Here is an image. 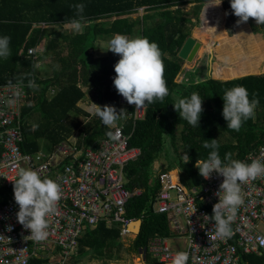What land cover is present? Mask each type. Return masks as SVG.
<instances>
[{"label": "trees", "instance_id": "trees-1", "mask_svg": "<svg viewBox=\"0 0 264 264\" xmlns=\"http://www.w3.org/2000/svg\"><path fill=\"white\" fill-rule=\"evenodd\" d=\"M211 1L214 0H0V36L11 37L10 57L6 60L0 58V85L9 82L28 85L29 80L38 85L37 89L27 87L28 97L23 106L24 152L48 150L80 130L84 113L78 102L89 92H95L94 99L99 105L116 107L118 93L113 85L116 75L114 65L120 57L112 52L105 57H94L93 53L99 49L98 42L112 38L115 34L129 38L147 37L150 42L157 43L164 54L165 79L170 95L162 103L157 101L148 105L144 118L135 124L129 144L138 147L141 154L125 169L126 188L131 192L140 190L139 195L129 200L126 215L130 219L141 220L140 231L124 248L123 242L119 240L118 227L109 229L101 223L79 239L78 252L71 259L72 264H79L84 258L110 264L117 262L114 260L122 261V251L128 255H138L143 250L146 251L145 264H161L148 253L152 239L172 236L167 215L157 213L152 208L161 190L158 174L177 169L183 185L198 187L203 178L195 167L196 161L206 160L211 152V149L203 147L204 140L218 139V152L222 161L226 153H231L232 159L244 161L250 152L263 144L264 74L249 75L256 73L258 64L242 66L240 71L223 69L221 78L227 80H217L209 74L206 77L197 76L204 80L199 85L194 83L196 78L185 80L184 83L176 81L184 65V60L178 56L179 51L185 41L191 38L188 25L193 24L189 15L193 14L200 23L202 9ZM77 3L85 5L84 16L92 21L91 27L85 28L83 33L70 36L55 32V27H63L76 18L71 5ZM190 4L194 6L189 13L184 8ZM139 9H143L144 14L133 19L132 15L138 13ZM222 9L229 36L239 25L236 37L244 39L251 35L248 26L237 24L239 18L233 15L230 0H222ZM221 17L220 12L215 15L214 35L221 26ZM246 23L250 24L255 35L264 36V24H256L251 18ZM226 36L223 29L215 36L212 49L218 58H222L219 53ZM201 40L208 45L205 38ZM43 41L45 44L41 51L44 58L52 57L50 63L60 64V67H54L51 76L41 78L38 64L42 58L39 53L36 59L27 57V51L38 49ZM251 42L252 45L248 46L251 53L264 50V41L256 42L251 37ZM226 55L229 57L232 53ZM214 67L217 69L216 65ZM234 76L242 77L232 78ZM235 86H244L250 98L255 94L259 100L255 117L244 122L239 132L228 130L222 116L224 92ZM173 92L181 97H190L193 92H197L203 99V113L198 128L179 118L172 106ZM85 131L90 136V142L97 137L108 136L110 129L103 126L101 120H94L85 127ZM162 132L171 137L167 150L164 148ZM185 153L189 157L187 164L183 159ZM161 158L166 162L158 169L154 168V162ZM0 193L3 196L13 195V184L2 188ZM241 262L264 264V256H244Z\"/></svg>", "mask_w": 264, "mask_h": 264}, {"label": "built area", "instance_id": "built-area-1", "mask_svg": "<svg viewBox=\"0 0 264 264\" xmlns=\"http://www.w3.org/2000/svg\"><path fill=\"white\" fill-rule=\"evenodd\" d=\"M38 53V49H29L27 57L36 59ZM11 84L18 87L0 85V190L15 183L18 166H22L37 171L41 179L56 181L62 198L56 213L47 217V239L37 243L24 239L30 233L17 222L19 209L13 195L0 193V264H72L79 239L101 223L108 228L117 226L121 237L129 235L128 226L135 219L127 217L126 207L140 190L131 192L126 188L125 169L141 154L129 140L135 124L144 118L145 108L136 109L118 94L117 110L124 109L128 114L117 129H110L115 138L102 136L89 142L85 127L100 120L90 111V102L99 103L91 97L81 99L78 106L84 116L80 130L48 150L24 152L22 111L28 90L27 85ZM17 90L18 103L7 105L6 99ZM249 157L264 163V143L244 161L250 163ZM173 172L158 174L161 190L152 208L167 215L174 233L180 236L178 240L184 239L185 248L174 251L168 239L157 236L149 244V255L161 263H173L177 252L187 251V264H243L244 256H264V177L241 184L244 203L231 222V236L221 239L216 237L214 222L204 216H212L223 177L212 173L200 186L188 188L176 173L174 181ZM145 253L140 252L143 257Z\"/></svg>", "mask_w": 264, "mask_h": 264}, {"label": "clouds", "instance_id": "clouds-1", "mask_svg": "<svg viewBox=\"0 0 264 264\" xmlns=\"http://www.w3.org/2000/svg\"><path fill=\"white\" fill-rule=\"evenodd\" d=\"M221 3L222 0H215L213 5L206 6L205 11ZM71 7L75 9L76 18L64 24V27L75 33H83L85 28L92 25V21L84 16L85 5L77 3ZM230 8L233 15L239 18L238 25L248 22L250 18L256 24H264V0H230ZM206 29L213 37L216 36L215 27H206ZM10 42L11 37L0 36V58L6 60L10 57ZM107 51L120 57L114 65L116 75L113 85L129 105H135L136 109H144L157 101L162 103L165 97L170 95L165 79L164 54L157 43L150 42L147 37L129 38L126 35L115 34L107 42ZM208 51L209 53L212 51L210 46ZM203 82L204 80L199 77L194 81L196 85ZM8 86L18 87L11 82ZM27 87L37 89L38 85L33 80H29ZM19 94L17 90L6 99L5 103L9 106L16 105ZM171 94L174 99L172 106L178 112L179 118L198 128L203 113V99L200 95L197 92H193L190 97H181L175 92ZM222 99L224 101L222 116L227 122L228 130L239 132L244 122L255 117L259 100L255 94L250 98L244 86L225 90ZM90 104V111L101 120L103 126L109 129H117L119 121L128 114L124 109L118 111L114 106H99L91 102ZM107 135L111 139L115 138L111 131ZM163 138L164 148L167 150L171 137L163 133ZM203 147L211 149V152L206 160L196 161L195 167L199 175L205 180L210 179L212 173L223 177L219 191L216 193L218 203L212 208V216L206 215L204 218L214 222L216 237L226 239L231 236V222L235 220L238 209L244 203L241 184L264 177V163L251 157H249L250 163L235 160L231 158V153H226L222 161L218 152L220 147L218 139L204 140ZM183 159L186 164L189 162L187 153L183 155ZM165 162L163 158L158 159L153 167L158 169ZM12 184L14 201L19 209L16 213L17 222L30 233L24 239L37 243L45 241L49 235L47 217L56 213L62 198L60 185L49 178L41 179L37 171L22 166H18L17 179ZM7 230L11 231V228ZM188 260L189 253L179 251L174 256L173 264H187Z\"/></svg>", "mask_w": 264, "mask_h": 264}, {"label": "rangeland", "instance_id": "rangeland-1", "mask_svg": "<svg viewBox=\"0 0 264 264\" xmlns=\"http://www.w3.org/2000/svg\"><path fill=\"white\" fill-rule=\"evenodd\" d=\"M214 3H215V0L207 3L204 6V8L202 9L200 23H199V21H196L194 19V15L193 14L189 15L190 19L192 20V24H193V25H188V30H190V32H191V37L192 38H196L199 41L201 39L205 38L207 40V42H208V45L203 44L202 47L205 46L206 50H204V48H203V51L199 50L200 53L197 54V56L195 57V59L193 61L187 62L186 60H184L183 71L180 74V76L176 79V81L178 83H184L183 81H185V80L197 78L198 75H201L202 77H206V76H208L207 70H208V72L210 70H212V77H214V75L216 73L217 69H215L216 67H214V66L216 65L215 62H218V58H217L218 54L215 51L213 52V49H212L215 46L213 42L216 40V37H213L211 34H209V32L207 31L206 27H214L213 23H214L215 15L218 12H220V11H221L222 17L220 19L221 20V26L218 28L219 30H221V29L225 30L226 29L225 28L226 20H225V15L223 13V9H222L221 6L209 7V8H216L215 12H211L209 10V8L205 11L206 6L213 5ZM193 6L194 5L190 4V5L186 6L184 8V10L190 13V12H192L191 9H192ZM208 11H210V12H208ZM143 14H144L143 10L139 9L138 13L132 15V18L133 19L140 18L141 15H143ZM205 20L207 21L206 25H205ZM239 26H238V28H239ZM43 28H45V27H43ZM238 28H236L234 30L235 33H236V30ZM53 30L55 32H57V33L68 35V36L78 34V33H75L72 30H70V29H68V28H66L64 26L63 27H55ZM219 30H217V33L215 34L216 36H218ZM255 36L258 37L259 39L260 38L262 39L264 37L262 35L261 36L255 35ZM232 37L233 36H231V37H227L226 36L225 40L223 41V46L221 48L219 56L222 57L223 60L226 63L222 62V64H225L226 66H232V67L234 65L237 66V67L239 65L246 66V65H249V63L254 62V60H257L259 57H261V55L264 54V51H263V53L261 51H257V52L254 53V55H257V56H254L252 59H250V57H249L250 55H246V54L249 53V48H248L249 40H245V39H242V37H239L238 40H240V41H238V43L240 45H239L238 49H236L235 47H229V45H228L230 43L229 40H231ZM110 39L111 38H108L106 40H102V41L97 43L99 49H98L97 52L93 53L94 57H105L110 52V51H107V42ZM44 44H45L44 41L41 42V44H40V46L38 48V52L40 54L39 55L40 59L42 58V61L38 64V73H39V77H41V78H44L45 76H51L52 72H53V68L54 67H60V64H54L52 62L50 63V60H52V57H47V58L45 57L44 58V56L42 54V51H41V49L44 46ZM246 44H248V45H246ZM209 46L212 49V52H210V53L208 51ZM228 52L232 53V55L229 56V57L226 55ZM233 56L234 57L238 56L239 59L237 61H235L233 59ZM219 59H221V58H219ZM246 59H248V60H246ZM243 69H246V68L243 67ZM252 74L255 75L256 73H252ZM223 80H227V79H223ZM79 86H81V85H79ZM90 97L92 99H94L93 98V97H95V92L94 91L93 92H89V94H86L85 100H88ZM230 140H232V139L230 138ZM175 172L177 173V171H175ZM173 178H174V181H175V177H173ZM127 236L128 237H121L119 239L121 242H123L124 248H127L130 245V241L134 238V235H132V234H129ZM182 242H184V239H182ZM168 243H169V245L172 248L176 247V242L173 239H170L168 241ZM179 244L181 246V243H179ZM120 255L123 257L122 261L114 260V261H117V262L116 263H112V264H145L143 254L141 255L139 253L138 255H135V254L128 255L124 251H122L120 253ZM149 256L151 258H154L151 255H149ZM79 264H101V262L96 261V260L95 261H91L88 258H84L82 261H80Z\"/></svg>", "mask_w": 264, "mask_h": 264}, {"label": "crops", "instance_id": "crops-1", "mask_svg": "<svg viewBox=\"0 0 264 264\" xmlns=\"http://www.w3.org/2000/svg\"><path fill=\"white\" fill-rule=\"evenodd\" d=\"M219 6H221L222 7V3H221V5H219ZM209 10L211 11V12H215V10H216V8H209ZM210 11H208V12H210ZM220 11V10H219ZM220 13H221V11H220ZM243 25H246V26H248V28H249V30H250V32H251V35L250 36H246V38H244L245 40H249V42H248V44H251L252 42H251V37L254 39V41H256V42H262V41H264V37L261 39H259L258 37H256L255 35H254V32H253V30H252V28H251V26H250V24L249 23H244V24H242V26ZM241 26V25H240ZM239 26V27H240ZM238 28V27H237ZM225 31V34L227 35V37H231V36H229L228 35V33H227V31H226V29L224 30ZM234 33H235V31H234ZM233 33V37H232V39L231 40H229L230 41V43L228 44L229 45V47H235L236 49H238V47H239V43H238V41H240V40H238V38L239 37H236V36H234L235 34ZM258 36H261V35H258ZM196 39V38H195ZM243 39V38H242ZM197 40V39H196ZM197 41H199V40H197ZM199 42H201V47L203 46V42H202V40H200ZM248 44H246V45H248ZM227 45V46H228ZM252 45V44H251ZM202 48H204V50H206V48H205V46L204 47H202ZM263 51L264 50H262L261 52L263 53ZM212 52V51H211ZM246 55H250L249 57H250V59H252L253 57L252 56H254V53H251L250 51H249V53L248 54H246ZM218 58V57H217ZM233 59L235 60V61H237L238 59H239V57L237 56V57H233ZM246 60H248V59H246ZM222 62H225L224 60H223V58H221V59H219L218 58V62H215L216 63V65H217V70H216V73H215V75H214V77H212V78H214V79H217V80H223V79H221V74H222V72H223V69H227V68H231L232 70H235V71H240V69L242 68V66L241 65H239L238 67L237 66H226L225 64H222ZM226 63V62H225ZM249 64H251V65H254V64H258V67H257V69H256V74L255 75H261V74H264V54L263 55H261V57H259L257 60H254V62H251V63H249ZM207 73H208V75L210 74L211 76H212V70H210L209 72H208V70H207ZM250 75V74H249ZM251 75H254V74H251ZM242 76H245V74L244 75H242ZM242 76H234V77H232V78H238V77H242ZM231 78V79H232ZM82 89L84 90V88L82 87ZM84 91H86V90H84ZM264 143V142H263ZM246 157H248V156H246ZM245 157V158H246ZM172 170H174V171H177V173L176 172H173V174H178V176H179V172H178V170L177 169H172ZM183 184V183H182ZM139 220V219H138ZM135 221H136V219H135ZM141 221V220H140ZM134 222V221H133ZM141 226V225H140ZM107 227V226H106ZM169 227H170V230H171V232H172V236H169V237H165L166 239H168V241L170 240V239H173L175 242H176V247L175 248H172L170 245V247L175 251V250H177V249H181V250H183L184 248H185V242H182V241H180V240H178V238H177V235L174 233V231H173V229H172V227H171V225L169 224ZM108 228V227H107ZM109 229H111V228H109ZM119 229V228H118ZM129 230V229H128ZM140 231V230H139ZM130 232V231H129ZM131 234V233H130ZM133 235V234H132ZM136 235H134V237H135ZM125 237H128V236H125ZM178 237H180L179 235H178ZM120 238H121V236H120ZM179 243H181V246H180V244ZM169 244V243H168ZM160 262V261H159ZM112 263H116V262H111L110 264H112ZM161 263V262H160ZM161 264H167V263H161ZM170 264H173V263H170Z\"/></svg>", "mask_w": 264, "mask_h": 264}, {"label": "water", "instance_id": "water-1", "mask_svg": "<svg viewBox=\"0 0 264 264\" xmlns=\"http://www.w3.org/2000/svg\"><path fill=\"white\" fill-rule=\"evenodd\" d=\"M201 42L197 41L195 38H188L183 44L181 50L179 51V58L182 60H186L187 62H191L195 59L199 50L201 49ZM141 221L136 220L132 222L128 229L131 234L137 235L140 230Z\"/></svg>", "mask_w": 264, "mask_h": 264}, {"label": "bare ground", "instance_id": "bare-ground-1", "mask_svg": "<svg viewBox=\"0 0 264 264\" xmlns=\"http://www.w3.org/2000/svg\"><path fill=\"white\" fill-rule=\"evenodd\" d=\"M201 50V49H200ZM167 264H170V263H167Z\"/></svg>", "mask_w": 264, "mask_h": 264}]
</instances>
